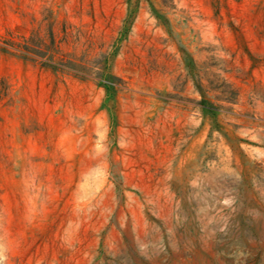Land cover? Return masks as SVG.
Masks as SVG:
<instances>
[{"label": "rangeland", "instance_id": "374dc122", "mask_svg": "<svg viewBox=\"0 0 264 264\" xmlns=\"http://www.w3.org/2000/svg\"><path fill=\"white\" fill-rule=\"evenodd\" d=\"M0 264H264V0H0Z\"/></svg>", "mask_w": 264, "mask_h": 264}, {"label": "bare ground", "instance_id": "6f19581e", "mask_svg": "<svg viewBox=\"0 0 264 264\" xmlns=\"http://www.w3.org/2000/svg\"><path fill=\"white\" fill-rule=\"evenodd\" d=\"M253 210H254V207H253V206H252V207L249 206V207L247 208V210L245 211V216H247L246 218H247L249 221H251V218L249 217V213L252 212ZM253 217H254V216H253ZM224 246H225V248H226V247L229 246V244H225Z\"/></svg>", "mask_w": 264, "mask_h": 264}]
</instances>
